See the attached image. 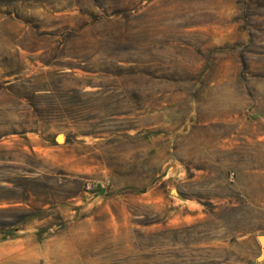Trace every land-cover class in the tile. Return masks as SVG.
Here are the masks:
<instances>
[{
	"label": "rangeland",
	"instance_id": "374dc122",
	"mask_svg": "<svg viewBox=\"0 0 264 264\" xmlns=\"http://www.w3.org/2000/svg\"><path fill=\"white\" fill-rule=\"evenodd\" d=\"M264 0H0V264H264Z\"/></svg>",
	"mask_w": 264,
	"mask_h": 264
},
{
	"label": "water",
	"instance_id": "95a60500",
	"mask_svg": "<svg viewBox=\"0 0 264 264\" xmlns=\"http://www.w3.org/2000/svg\"><path fill=\"white\" fill-rule=\"evenodd\" d=\"M258 240L261 244V254L258 257V260H264V233L258 234Z\"/></svg>",
	"mask_w": 264,
	"mask_h": 264
}]
</instances>
